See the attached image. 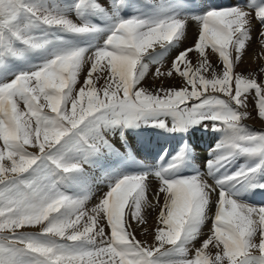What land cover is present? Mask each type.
Listing matches in <instances>:
<instances>
[{"label":"snow or ice","instance_id":"1","mask_svg":"<svg viewBox=\"0 0 264 264\" xmlns=\"http://www.w3.org/2000/svg\"><path fill=\"white\" fill-rule=\"evenodd\" d=\"M86 6L100 9L81 0L78 14ZM256 24L257 42L264 45V6L254 13L241 7L212 10L198 18L172 70L157 67L152 74L172 77L174 70L183 80L172 87H145L142 61L188 40L186 23L174 17L120 20L103 47L60 51L38 70L0 85V264H264V207L238 202L223 188L247 181L264 164L241 168L215 184L199 176L169 180L157 172L153 187L151 174L125 176L90 211L59 187L63 177L80 171L74 155L104 143L101 127L150 118L153 126L166 128L159 117H171L173 130L212 121L213 130L230 133L208 161L210 170L237 155L264 161V132L243 124L250 99L264 119V75L255 78L264 68L248 75L235 71ZM38 26L81 35L97 31L49 10L42 0H0V60L20 55L18 44L45 48L47 41L34 34ZM212 53L218 55L215 65ZM182 158L183 153L174 159ZM205 218L212 221L209 233L189 257L185 245L198 238ZM37 225L39 234L19 231ZM137 230L152 234L158 246L138 240Z\"/></svg>","mask_w":264,"mask_h":264},{"label":"bare ground","instance_id":"2","mask_svg":"<svg viewBox=\"0 0 264 264\" xmlns=\"http://www.w3.org/2000/svg\"><path fill=\"white\" fill-rule=\"evenodd\" d=\"M57 1H58V5L57 6H54V4H51V2H50V4L49 3H44V5L45 6L47 5L49 10L57 9L59 11V14H62L64 16H66L68 19L73 20L72 19L73 18L72 17V11H73V8L75 7L74 4H75L76 0L71 2L72 8L69 9V10L67 8H64L65 7V2L68 1V0H64V2L59 1V0H57ZM94 1H96V3L100 5L101 13H102L103 16H105L106 19H110V17L113 16V11L110 10V9H114V8H113V5L111 4V2L109 0H94ZM153 1L157 2V0L156 1L153 0ZM165 1H168V0H161L160 2L164 3ZM194 1L195 0H192L191 3H193ZM262 1L263 0H258L257 3H255V4H258L257 6H260ZM158 2H159V0H158ZM251 2H252V0H251ZM170 3H171V1H169V4ZM234 3H235V0H223V6H233ZM238 4H240V3H238ZM176 5H177V3H176ZM168 9H171V8H168ZM206 11H207V9L204 10L203 9V5L200 2H198V1H195L192 5H190V8H185L184 9L183 13H184L185 16H182V21L185 20L184 22L186 23L188 40L186 42H182V44H181L182 48L187 46V43H191V41L193 39V34L195 33L196 28H197L198 18L203 17V15H204V13ZM188 17H192V18L189 19ZM105 18H104V20H105ZM91 26L93 28H96L97 30L99 29V28H97V27H95L93 25H91ZM259 27L260 26L258 24L253 26L251 42L246 47L245 52H244V54L241 57V60L237 63V67H236L237 70L242 68L241 71H247V72L251 71L252 74H257V73H259V70L262 68V66L260 64H264V63L263 62H259V63H256V64H254V63L251 64L250 60H249L250 54H248L252 46H253V54H257V53L260 54V50L261 49L257 50L258 49L257 46L261 45L260 43L257 42V30L259 29ZM98 31H100V30H98ZM101 32H102V30H101ZM96 35H95V37H96ZM103 36L104 35H102V37ZM105 38H106V36L103 39H105ZM89 40H91V39L89 38ZM95 44L90 42V44L88 46L89 48H87V50L89 52L95 51V48H96ZM102 47H103V45H102ZM175 47H177V44H173V45H171V46H169V47H167L165 49H157L156 51L151 52L150 54L147 55V57H145V60H144L145 62L142 63V66H145V63H148V64L149 63H153V67L154 68L152 70L155 72L157 67L160 66L159 62L163 61L165 68L163 70H161V71L167 72L169 70H172L168 66L171 65V61L173 59V56H175V55H177L179 53L178 49L175 48ZM59 48H61V47H59ZM255 50H257V51H255ZM208 51L210 52V49ZM214 55L215 54L212 53L211 56H210V59H211V62L213 63V65H215L217 63L215 61V58L212 57ZM192 58H193L194 63H195V56L193 55ZM44 63H46V62H44ZM27 65H28V67H26L25 72L35 71L36 68H35V66L32 64V62L30 60L27 61ZM143 68L147 69V67H143ZM22 73H24V71H22ZM173 73H175L174 70H173ZM257 76L258 75H256V77ZM170 78L171 77H166L165 76V77H161L159 79L145 80V82H146V84H147V86L149 88L158 86L161 83L165 87H172V86H176V85L179 84V83H177L176 80L175 81L174 80H170ZM213 94H215V93H213ZM213 94H210V95H213ZM248 103H249V105H252L251 102H248ZM167 122L169 124L170 119L167 120ZM255 122H258V123H255ZM245 124H246L245 126L247 128H249V129H251L253 132L258 131V130H264V119H261L258 116H255L254 114L253 115L249 114V117L246 119ZM171 125H173V123H171L170 125H167V126H171ZM206 126H208V129H209L208 130L209 132H208L207 135L204 134V130H207V129H203ZM104 127H105V129L108 128L106 126H104ZM186 129L189 131L190 138H191L192 160L196 161V163L192 164V167L194 169H196V173H197V170H199L200 173L204 172V174H206V171L209 170L208 161L212 160L216 155L219 154V153L214 152V150L217 147L215 145V143H217V145H218V144L222 143L226 138L222 137L223 132L215 133L217 130L214 132L213 128L211 129V122H209V121H204L202 123V125H199L196 128L192 127L190 129L188 127ZM140 130L141 131L137 132L136 134L135 133L130 134L131 140L134 139V143H133V146L131 145V147H132L131 149H132V151L134 150L136 152V154L139 156V158H137L138 159L137 162H139V164L137 162H135V163H137L138 166L140 165L139 166L140 168H142L141 166H144V168L146 169V171L143 170L141 173L145 172V173L151 174L149 179L152 181L153 187H154L155 184L158 181H157V178L154 175L155 172H154V167H153V164H152L153 163L152 160L156 161L158 158L155 159V155H151V154H153L154 152H156V151H158L160 149L161 142L158 141V140H153V134L151 133L152 131H151V129L149 127L144 126V127H141ZM141 132L144 134L143 137H145L146 136L145 133H147V138L146 139L151 142L150 145H147L146 143L143 144L140 140H138L137 137H139ZM228 135H230V133ZM228 135H227V137H228ZM196 140H199V141L201 140V142L203 144H206V143L209 144V147L204 148V147H201V146H197ZM173 150H174V147L172 148V151ZM163 151H162V153H163ZM210 151L211 152L213 151V155L210 154ZM189 152H190V149H189ZM189 157H191V153H190ZM256 159H258V158H256ZM73 162L78 163L79 166H80V171L76 172L77 176L74 175L75 179L79 183H82V187L79 189L80 197H78V199L83 200L81 198V196H83L85 198H88V199H92V194L94 195L93 197H95V195H97V198L98 197L102 198L104 196V194H106L110 190V188L112 186H114L116 180L118 179L117 176L110 175V172H108V174H106V172H105V177H104V179L102 180V183H101V189H100V191H98V194H97V186L99 184V180H98V178L96 176V173H97L96 170L94 171L90 167V165L83 164V163H81V161H79V162L78 161L77 162L73 161ZM257 162H258V160L257 161H253L250 157H247V156H244V155H237L231 161H229L225 167L219 168V170H211L212 171V172H210L211 173V177H207L206 176V179H205L204 174H201L199 177H201L202 179L206 180L207 183L211 182L212 179L221 180L224 177L233 175L235 172H237L239 170V168L240 169L241 168H246V167L254 168L257 165L264 164V161H262V160H260L258 163ZM205 165H206L207 169L205 168ZM111 169L119 171L118 168L115 169L114 167H112ZM260 169L264 172V166H261ZM186 172L187 171H183L181 173H186ZM257 172L259 173L260 170H258ZM176 173H177V170H172L168 174V176L175 175ZM126 176H129V175H126ZM82 177H84V178L82 179ZM246 185H252V186H254L255 189L264 191V187H261V185H264V176L260 177V173H259L258 176L253 175L247 181L242 182V184L239 187H237V182H229V183L223 185V187H224V190L226 192H229V191L233 192L236 189L240 193V195H244L243 190H245L244 186H246ZM244 204L249 205V206L253 205V203H251V201H249V200H248L247 203H244ZM263 206H264V204H259V203L256 204V207H263ZM207 215L208 214L206 213V217H207ZM202 223L205 224V227L207 228V230H209L208 229V223L211 225V219H208L207 222H204V220H203ZM202 223H200L197 227H202L203 226ZM201 230L199 229V232H201ZM137 232L139 234H141L140 230H137ZM144 234H145V236H148V237L152 236V234H150V233H144ZM195 240L196 239H193V240H191L189 242H194Z\"/></svg>","mask_w":264,"mask_h":264},{"label":"rangeland","instance_id":"3","mask_svg":"<svg viewBox=\"0 0 264 264\" xmlns=\"http://www.w3.org/2000/svg\"><path fill=\"white\" fill-rule=\"evenodd\" d=\"M74 1V0H68L65 2V7L64 8H67L68 10L72 8V5H71V2ZM156 1V0H155ZM161 0H157V2H154L153 0H150V7L149 9L152 10L155 18H165V17H174L176 19H180L182 20V16H185L183 11L180 10H172L173 7L170 6L169 4V1H165L164 3H161L160 2ZM53 4L54 2H52V0H42V3H49L50 4ZM46 7L48 8V6L46 5ZM91 7V6H90ZM86 7L85 9V13H84V18L80 19V20H74L73 18V23H77V24H81L82 22H86L87 25H89L90 27H92L91 25L99 28L98 30L100 31H94V32H91V33H88L86 34V37L88 35V38H90V42L91 43H96V48L95 50L99 49L102 47V45L104 44V40L103 39L106 35H107V23H109V19H106L105 16L102 15V13L99 12L98 9H92V7ZM136 8L139 12V15H143V14H146L148 11H147V7L145 6V4H141V5H136ZM168 8H171V9H168ZM203 9H204V6H203ZM113 11V9H110ZM57 13H59V11L57 9L53 10ZM98 14L99 16H102L105 18V21L106 23H95L93 24L91 22V19L96 15ZM200 15V14H199ZM180 16V17H179ZM111 19L113 18L110 17ZM187 18V17H186ZM189 19H191L192 17H188ZM141 19V18H139ZM188 19V20H189ZM120 20V19H119ZM121 20H123V18H121ZM185 21V20H184ZM106 30H105V29ZM96 29V28H95ZM110 29V28H109ZM39 30V31H38ZM59 30H62L61 28H47L45 26H38L36 29H34V34L38 36V34H41L42 37H40L41 39L43 40H46L47 41V46L43 49H40V50H37V55L40 57L41 60H43V56L41 54V52H44L45 55L47 58L49 57V60L50 58L53 59L55 57V54H57L58 52L60 51H63V50H67V49H80V48H83V45H79V46H76V44H79L78 42H81V43H88V42H83L81 41L82 39L85 40L86 37H83L81 34H74V33H70V32H67L65 30H62L64 32V34H58L59 33ZM102 30V32H101ZM105 30V31H104ZM38 32V33H36ZM101 33V34H100ZM97 34V35H96ZM101 36H100V35ZM50 35L53 36L52 38H50ZM76 35H78L81 40L80 41H75L73 39H76ZM96 35V37H95ZM102 35H104L102 37ZM92 36V37H91ZM98 36V37H97ZM94 37V38H93ZM100 37V38H99ZM61 39V40H60ZM60 40V41H59ZM93 41V42H92ZM103 42V43H102ZM56 44L60 45L61 48H66V49H61V48H57L58 51H54V47L56 46ZM182 43H177V48L178 51L181 50L182 46H181ZM52 45H54V47H52ZM18 49L20 50V55L18 56H13V55H9L7 56L6 58H3L2 60H0V85L4 84V83H8V82H11L12 80H14L16 78V76H18L19 74L22 73V71L25 72L26 70V67H28L27 65V61L28 59H26V56L28 54V52L31 50V49H28L26 48L24 45H17ZM258 49H261L260 50V54H253V46L251 47L250 51L248 54H250L249 56V60H250V63L251 64H256V63H259V62H263L264 63V45H260V46H257ZM89 48V47H87ZM84 49V48H83ZM255 50V51H257ZM36 51V50H35ZM34 51V52H35ZM254 51V52H255ZM54 54V55H53ZM176 56V55H175ZM173 56V58L175 57ZM147 57V55L145 56ZM145 57L143 58V62H145ZM213 58H215V61L217 62L218 61V55L215 54L214 56H212ZM193 59V58H192ZM32 64L35 66V64L33 63V61L31 60ZM45 61H43V64ZM42 64V65H43ZM41 65V66H42ZM159 68L161 70H163L165 67H164V63L163 61H160L159 62ZM262 66V68H264V64H260ZM39 66V67H41ZM4 69H3V68ZM143 67H147V69L143 68ZM170 68V66H168ZM193 67H195V63H194V60H193ZM2 68V69H1ZM154 67H153V63H145V66H142V70L145 71L147 73V75L145 76V80H151V79H154L152 74L154 73V71L152 70ZM242 68L240 69H235V71L238 73V74H244V75H248V74H252L251 71H241ZM35 70H38V69H35ZM174 76L170 78V80H176L177 83H181L183 78H180L178 77V75L176 73L173 74ZM212 75V72L211 70H209V72L205 73V76L206 78H210ZM261 75H264V74H259L257 77L255 78H259L258 81L260 80L261 78ZM176 78V79H175ZM103 82L102 81H99L98 84H97V87L100 88L101 84ZM149 83V82H148ZM144 86L145 87H148L146 82L144 81ZM77 88H79V84L77 86ZM191 90V89H189ZM209 94H213V93H209ZM213 95H216V96H219L220 98H226V97H223L221 96V94L219 93H215ZM252 103V105H249V113L250 114H254L255 116H258V110L257 111H253V101L250 99V101ZM21 108H23V105L21 104L20 106ZM253 111V112H252ZM260 118V117H259ZM159 119H164V120H169V119H172L171 117H159ZM244 125L245 122H246V119L243 121ZM170 123V122H169ZM255 123H258V122H255ZM153 124V119H149L147 122L145 121H141L139 123H137L136 125H133V126H130L132 129L133 128H141V127H144V126H147V125H151ZM167 125H168V122H167ZM199 125H202V123L200 124H196V125H192V126H189V128L191 129L192 127L193 128H196L198 127ZM108 127L107 129H105V127H101L99 129V132H98V136L102 137L103 138V141L104 143H102L98 149H105L107 144H108V140L110 138H112V130H111V127L112 126H106ZM249 131H252L251 129L248 128ZM264 132V130H263ZM28 150L30 152H33V153H39V149L38 148H32V147H28ZM90 151H83L77 155H74L72 157L73 161H81V163L83 164H86L84 162L85 158L88 157ZM259 158V157H257ZM253 161H257L258 159L256 158H251ZM259 162V160H258ZM257 162V163H258ZM6 166L10 163L9 161L5 160L3 162ZM257 165V164H256ZM256 167V166H255ZM246 168H251V167H246ZM129 169V172L130 174L132 175H135L133 174V170L132 168H128ZM112 170V169H110ZM108 170V172L110 171ZM145 170V169H144ZM240 170V168H239ZM260 170V177H263L264 176V172L259 168ZM146 171V170H145ZM96 176L99 180V184L97 186V194H98V191H100L101 189V183H102V180L104 179L105 177V172H101V171H96ZM110 173H113L112 171ZM258 172H256L254 175L255 176H258L259 175ZM74 175L77 176L76 173H73L71 175H68V176H65L61 179L60 181V184H59V187H60V190L65 192L67 195H70L74 198H77L80 197V192H79V189L82 187V183H79ZM115 175V173H114ZM84 177H82L83 179ZM75 181V182H74ZM218 180L216 181H213L211 180V182H209L210 184H215ZM74 182V184H73ZM79 183V184H78ZM116 183V182H115ZM240 185L237 183V187H239ZM245 187V190H243L244 192V195H240V193L235 189L233 192H228L233 198L237 199V201H241L242 203H247V195L250 194L251 192H253L255 190L254 186L252 185H246L244 186ZM224 188V187H223ZM105 195V194H104ZM94 195L92 194V199H88V198H85L83 196H81V198L83 199V201H85V208L86 210L90 211L92 207H94L98 201L100 200V198L98 197L97 198V195H95V197H93ZM81 200V199H80ZM264 207V206H263ZM208 219L205 218L204 219V222H207ZM202 223V222H201ZM212 223V221H211ZM203 224V223H202ZM210 224L208 223V229L210 228ZM198 229H202L201 232H199V236L198 238L194 241V242H188L185 246L186 247H189V257H192L194 255V247L195 246H198L200 240L204 239V235L208 234L209 233V230H207V228L205 227V224H203L202 227H198ZM205 230V231H204ZM207 230V231H206ZM19 231H22V232H25V233H28V234H33V235H36V234H39L41 231H42V228L41 226H32V227H25L24 229H21ZM107 231V229H106ZM141 232V231H140ZM204 232V233H203ZM136 238L142 242H144L146 245H149V246H152V245H156V242L154 241V237L153 235L151 237H148V236H145V234L143 232H141V234H139L137 231H136ZM195 245V246H193ZM158 246V245H156ZM166 247H170V246H166ZM163 251V249H162ZM209 251H211V253L213 255H215L216 251H218L217 249H215L213 246L210 245L209 247ZM253 253L256 254V255H259V252L257 249H253Z\"/></svg>","mask_w":264,"mask_h":264}]
</instances>
